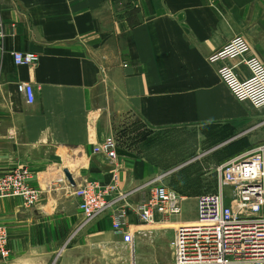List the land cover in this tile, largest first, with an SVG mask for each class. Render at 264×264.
Masks as SVG:
<instances>
[{"label":"crops","instance_id":"crops-1","mask_svg":"<svg viewBox=\"0 0 264 264\" xmlns=\"http://www.w3.org/2000/svg\"><path fill=\"white\" fill-rule=\"evenodd\" d=\"M0 24V175L26 167L29 183L41 190L33 207L19 197L0 198L10 251L0 264H85L83 248L67 243L88 224L81 228L84 216L72 193L85 181L105 186L117 176L108 196L113 212L122 195L133 201L153 180L206 187L205 171L264 143V104L236 99L217 74L227 64L246 78L248 67L240 58L208 60L243 36L248 55L264 64V0H0ZM12 51L39 59L17 65ZM18 82L32 84V103ZM136 122L224 133L211 145L203 135L204 150L187 152L171 167L139 152L137 131L126 145L118 141L112 161L94 151L119 129L140 128ZM214 145L225 154L217 156ZM173 173L177 182L169 184ZM106 223L104 217L90 230Z\"/></svg>","mask_w":264,"mask_h":264},{"label":"built area","instance_id":"built-area-1","mask_svg":"<svg viewBox=\"0 0 264 264\" xmlns=\"http://www.w3.org/2000/svg\"><path fill=\"white\" fill-rule=\"evenodd\" d=\"M4 36L0 24V38ZM249 44L243 36H235L208 57L209 62L240 58L250 75L240 77L232 66L222 64L217 68L219 79L240 101L255 106L264 104V64L248 55ZM17 65H34L39 55L31 51H12ZM17 90L27 103L34 100L30 82H18ZM117 142L114 137L104 139L94 146L111 161L116 158ZM217 189L197 196L196 217L191 222L175 226L170 243L172 256L166 263L152 264H264V143L246 149L228 158L216 167ZM30 172L26 167L0 175V198L19 197L27 207L37 204L41 190L29 183ZM114 183L101 186L88 180L72 190L78 208L89 220L108 208V198L116 188ZM150 194L134 207L136 215L147 225L168 221L180 213L181 196L153 180ZM225 188L229 194H225ZM124 196V195H122ZM125 209L111 214L112 228L119 232L125 222ZM139 231V228H138ZM7 227L0 223V256H9ZM126 264H141L131 259Z\"/></svg>","mask_w":264,"mask_h":264},{"label":"rangeland","instance_id":"rangeland-1","mask_svg":"<svg viewBox=\"0 0 264 264\" xmlns=\"http://www.w3.org/2000/svg\"><path fill=\"white\" fill-rule=\"evenodd\" d=\"M135 125H138L140 128L132 127L135 129L134 132H131L130 128L127 129L125 126L124 129H119L117 131L119 133L115 135L118 140L114 136L116 142L118 143L119 141L126 145L127 139L132 138L137 131L138 136L135 138L143 136V141L136 144L139 152L145 154L152 161L159 162L167 167H171L179 162L181 156L193 149L204 150L205 145L201 141L203 135H210V138L205 140V143L211 145L220 141L224 133L222 127L157 130L146 128L138 122ZM213 149L217 156L225 154V147L221 145H214ZM206 173L207 171L200 176L201 185L204 183L206 187H169L177 192L182 199L180 200V213L170 216L168 221L147 225L139 219L134 207L137 203L146 200L150 194V187H140L139 192H136V195L134 194L133 201L126 200V196L124 195L121 196V201L116 204L115 210L125 209V222L119 232H115L112 228V211L108 207L89 220H85L84 218L81 228L86 223L88 224L82 229L79 227L70 234L67 241V243L69 242L68 246L83 248L85 251V264H126L131 259L141 264L168 262L172 256L170 243L175 226L186 223L185 220L196 217V200L198 195L213 192L217 189L218 175L216 170H213L210 174ZM168 177L169 184L177 182L175 173ZM229 192V189L225 188V194L228 195ZM108 214L110 215L108 216ZM104 217L107 220L106 224H99L98 228L93 231L90 230L92 225H96Z\"/></svg>","mask_w":264,"mask_h":264},{"label":"water","instance_id":"water-1","mask_svg":"<svg viewBox=\"0 0 264 264\" xmlns=\"http://www.w3.org/2000/svg\"><path fill=\"white\" fill-rule=\"evenodd\" d=\"M64 175L71 183H73L72 176H71L70 172L67 169H64Z\"/></svg>","mask_w":264,"mask_h":264}]
</instances>
